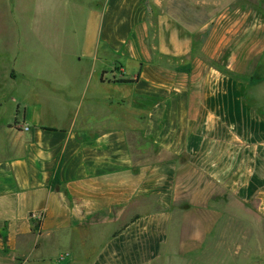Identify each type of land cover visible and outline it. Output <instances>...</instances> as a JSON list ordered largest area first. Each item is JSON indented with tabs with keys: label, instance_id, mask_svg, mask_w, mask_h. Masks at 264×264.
Wrapping results in <instances>:
<instances>
[{
	"label": "crops",
	"instance_id": "crops-1",
	"mask_svg": "<svg viewBox=\"0 0 264 264\" xmlns=\"http://www.w3.org/2000/svg\"><path fill=\"white\" fill-rule=\"evenodd\" d=\"M99 1L92 49L44 72L52 116L0 118V264H186L189 236L249 218L239 203L264 221V107L238 72L193 56L192 35L146 0ZM6 3L18 29L26 8Z\"/></svg>",
	"mask_w": 264,
	"mask_h": 264
},
{
	"label": "rangeland",
	"instance_id": "rangeland-1",
	"mask_svg": "<svg viewBox=\"0 0 264 264\" xmlns=\"http://www.w3.org/2000/svg\"><path fill=\"white\" fill-rule=\"evenodd\" d=\"M15 1L24 5L27 15L25 17L24 13V18H20L24 23L20 22L18 29L9 23L7 0H0V118L10 124L15 120L22 123L25 110L26 121L39 113L52 116L48 112L49 105L40 107V103L59 99V94L46 90L44 72L55 62L52 58L55 54H81L92 49L86 38L95 37L102 10L99 0H82V3L63 0L57 11L51 7L53 0ZM146 2L157 8L154 14L173 15L176 26L192 35L193 56L206 66L236 70L238 74L233 76L246 83L245 97L264 107V0ZM92 11L95 19H92ZM48 20H56L57 25L53 23L41 30L40 23H36ZM135 31L140 34L141 28ZM220 38L224 41L220 42ZM15 53H19L15 65L23 76L12 80L6 72L14 63L11 58ZM147 102L149 100H141V104ZM51 109L59 110L57 106ZM238 210L249 218L224 219L221 232L210 236L212 230L203 243H199V237L195 240L194 236H189L192 240L186 243V247H190L186 250V264H264V221L259 219L253 203H239ZM16 264H22V258H17Z\"/></svg>",
	"mask_w": 264,
	"mask_h": 264
},
{
	"label": "trees",
	"instance_id": "trees-1",
	"mask_svg": "<svg viewBox=\"0 0 264 264\" xmlns=\"http://www.w3.org/2000/svg\"><path fill=\"white\" fill-rule=\"evenodd\" d=\"M179 69H181V68H179ZM182 69L187 71L188 70V66L182 67ZM120 81H127V80H120ZM251 82H254V81H251ZM55 179H56V175L54 176L53 180L55 181Z\"/></svg>",
	"mask_w": 264,
	"mask_h": 264
},
{
	"label": "built area",
	"instance_id": "built-area-1",
	"mask_svg": "<svg viewBox=\"0 0 264 264\" xmlns=\"http://www.w3.org/2000/svg\"><path fill=\"white\" fill-rule=\"evenodd\" d=\"M21 129L22 130H28L29 129V126L26 125V124H23V125H21Z\"/></svg>",
	"mask_w": 264,
	"mask_h": 264
}]
</instances>
